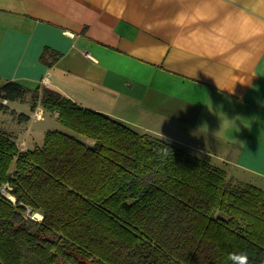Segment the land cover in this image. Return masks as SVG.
Returning a JSON list of instances; mask_svg holds the SVG:
<instances>
[{
	"label": "trees",
	"instance_id": "trees-1",
	"mask_svg": "<svg viewBox=\"0 0 264 264\" xmlns=\"http://www.w3.org/2000/svg\"><path fill=\"white\" fill-rule=\"evenodd\" d=\"M27 94L86 140L0 127V264H264V189L52 87L7 80L0 110Z\"/></svg>",
	"mask_w": 264,
	"mask_h": 264
},
{
	"label": "crops",
	"instance_id": "crops-1",
	"mask_svg": "<svg viewBox=\"0 0 264 264\" xmlns=\"http://www.w3.org/2000/svg\"><path fill=\"white\" fill-rule=\"evenodd\" d=\"M7 80L55 88L264 189V0H0Z\"/></svg>",
	"mask_w": 264,
	"mask_h": 264
},
{
	"label": "rangeland",
	"instance_id": "rangeland-1",
	"mask_svg": "<svg viewBox=\"0 0 264 264\" xmlns=\"http://www.w3.org/2000/svg\"><path fill=\"white\" fill-rule=\"evenodd\" d=\"M4 102L8 103V108L0 110V127L11 132L18 142H24L22 144H25L27 148H33L37 144H42L48 130L73 133L81 139L86 140L83 136L65 127L54 113L45 110L41 104L35 110H31L33 103L31 94L25 95L23 99L4 100ZM36 111L42 112L41 119H35L34 114ZM20 113H26L30 115V118L21 119ZM136 130L143 132L140 128H136ZM22 144H20L21 147L23 146Z\"/></svg>",
	"mask_w": 264,
	"mask_h": 264
},
{
	"label": "built area",
	"instance_id": "built-area-1",
	"mask_svg": "<svg viewBox=\"0 0 264 264\" xmlns=\"http://www.w3.org/2000/svg\"><path fill=\"white\" fill-rule=\"evenodd\" d=\"M34 117H36L35 119H41L42 118V112L41 111H36L34 114ZM29 210H31V208H28ZM32 218H35L37 220H41L43 215L39 216L38 212H35L33 214L30 215Z\"/></svg>",
	"mask_w": 264,
	"mask_h": 264
},
{
	"label": "bare ground",
	"instance_id": "bare-ground-1",
	"mask_svg": "<svg viewBox=\"0 0 264 264\" xmlns=\"http://www.w3.org/2000/svg\"><path fill=\"white\" fill-rule=\"evenodd\" d=\"M11 199H14V196L10 195ZM38 215L41 216L42 214L40 212H38Z\"/></svg>",
	"mask_w": 264,
	"mask_h": 264
}]
</instances>
